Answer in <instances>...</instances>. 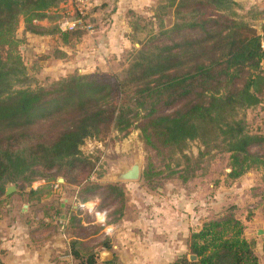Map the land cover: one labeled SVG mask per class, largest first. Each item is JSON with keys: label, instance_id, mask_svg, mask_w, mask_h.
Returning a JSON list of instances; mask_svg holds the SVG:
<instances>
[{"label": "trees", "instance_id": "16d2710c", "mask_svg": "<svg viewBox=\"0 0 264 264\" xmlns=\"http://www.w3.org/2000/svg\"><path fill=\"white\" fill-rule=\"evenodd\" d=\"M236 1L160 0L153 16L158 33L145 45L136 43L140 48L121 76L75 73L41 87L21 56L19 25L62 46L86 30L59 28L71 0H0V214L8 186L39 201L44 190L27 189L39 179L62 178L61 188L83 201L101 197L117 222L126 193L118 183L92 182L95 163L81 150L88 140L104 141L114 132H139L147 155L140 180L149 188L167 181L187 185L213 152L228 155V180L260 171L264 184V132L247 121L248 112L264 109V26L259 35L255 24L264 12L251 9L248 21ZM102 3L90 9L94 29ZM131 27L132 35L140 28ZM194 142L200 146L196 158L187 154ZM49 210L60 219V206L52 202L46 216ZM234 210L193 232L188 247L197 260L184 257L177 264H259L257 243L246 238ZM66 230L82 232L77 216ZM70 250L77 264H107L89 242L75 240Z\"/></svg>", "mask_w": 264, "mask_h": 264}, {"label": "crops", "instance_id": "0c3cea01", "mask_svg": "<svg viewBox=\"0 0 264 264\" xmlns=\"http://www.w3.org/2000/svg\"><path fill=\"white\" fill-rule=\"evenodd\" d=\"M100 2L107 6L96 13L98 17L107 7L110 8L109 0H99ZM133 2L136 0H113L114 8L111 9L110 19L103 23L108 26L104 40L108 43L109 52L115 53L118 50L113 46L115 42L124 45L121 39V36L125 35L127 25L124 11L130 9ZM257 2L259 5L252 9L264 12V0ZM96 19L98 25L104 21L97 17ZM263 20L264 15L261 21L255 23L262 24V31ZM121 27L124 28L123 32ZM52 183L46 180L38 181L27 189L44 190L45 195L39 201L27 200L18 194L17 188L6 196L0 214V261L3 264H66L63 257L71 253L69 246L75 240L89 242L99 254L101 263L177 264L184 257L189 259L191 254L188 240L191 234L200 231L203 223L207 221L204 212L194 210L191 199L196 197L197 193L188 195L185 188L176 191L180 186H187L178 181H169L165 194L146 189L141 190L142 195L137 194L134 187H137L139 182L117 181L126 193V210L117 222L112 221V214L108 215L106 225L105 216H91L75 208L73 202L76 193L66 198L64 191L67 188L63 187L60 193H56L52 189ZM52 202L60 206L59 224L55 210H49L47 216L45 214ZM71 216H77L80 220L82 232H67L66 226ZM100 226L101 229L94 232V229ZM259 231L264 235V228L257 229V235ZM250 237L246 238L253 240ZM106 253L107 259L103 260L102 256ZM256 253L259 264H264V242L257 243Z\"/></svg>", "mask_w": 264, "mask_h": 264}, {"label": "rangeland", "instance_id": "374dc122", "mask_svg": "<svg viewBox=\"0 0 264 264\" xmlns=\"http://www.w3.org/2000/svg\"><path fill=\"white\" fill-rule=\"evenodd\" d=\"M159 1L136 0L130 4V9L124 11L125 22L127 23V25L125 24V35L121 36L124 45L121 46V42L113 43V46L118 49L115 53L114 51L109 52V48H107L108 43L104 37L107 36L108 26L103 24L107 23V19H110L111 9L114 8L113 0H109L110 8L107 7V10L105 9L104 13L101 14L102 16L96 15L98 19L104 20L101 25L86 31L81 38L71 37L69 45L62 46L59 41L56 42L53 38L29 34L25 31L24 25L20 24L17 36L24 40V44L20 47V53L29 75L34 77L37 86L41 87H48L50 84L75 73L79 75L121 76L128 68L135 50L140 48V45L136 43L140 41L141 44L145 45L152 41L155 34L158 33L157 20L153 16ZM236 2L238 14L248 21L250 20L248 14L251 9L255 5H259L257 0H237ZM166 20L170 22L169 17ZM151 22L155 25L151 26ZM131 24L140 27L134 31L133 35L131 34ZM121 30L123 32L124 28L121 27ZM130 36L135 37L134 41L129 39ZM247 121L251 130L264 132V109L259 108L248 112ZM81 150L95 163V169L90 180L102 186L116 183V175L121 171L130 169L134 164H139L141 167V179L147 162V155L137 130H132L127 135L114 132L104 141L88 140ZM199 150V144L194 142L190 144L187 154L196 158L199 155ZM229 172L228 155L213 152L203 158L197 172V178L194 181L188 183L186 187L177 186L178 188L175 187V189L181 191L180 189L185 188L184 190L188 195L197 193L196 197L191 199L194 210L195 212L200 210L204 212L207 215V220L217 218L234 208V214L245 226V236H251L250 238L256 243H262L264 242V235L256 234L257 229L262 230L264 228V203L261 201L264 195L262 172L252 171L235 182L227 179ZM52 174L55 175L56 173L52 172ZM140 179L135 181L139 182V185L134 186L139 195H142L141 190L147 189L151 192L155 190L157 193L165 194L168 189L167 183L169 181L163 182L160 186L157 184L155 188H149L141 183ZM60 184L62 183L60 182ZM64 192L66 198H70L72 195L70 190ZM94 200L100 202L98 213L101 215L106 213V225L107 204L106 206L103 205L101 197L96 196L85 202ZM37 210L39 209H33V211ZM255 221L256 223H254ZM57 224H59V217H57ZM100 229L101 226L95 228L96 231Z\"/></svg>", "mask_w": 264, "mask_h": 264}, {"label": "built area", "instance_id": "2783aa9c", "mask_svg": "<svg viewBox=\"0 0 264 264\" xmlns=\"http://www.w3.org/2000/svg\"><path fill=\"white\" fill-rule=\"evenodd\" d=\"M96 2L97 0H71L70 10L63 13L62 19L58 22L59 28L63 32H72L77 28H82L86 31L92 30L93 27L89 23V18L91 16L90 9L94 4H96ZM38 181H45V179H39ZM52 189L56 193L61 192V184L59 180L52 183ZM99 204L100 202L98 200L91 202L81 201L77 194H75L73 202L76 209L91 216L101 215L98 213ZM108 215L109 212L107 211V216ZM102 216H106V213H103ZM63 259L66 261V264H77L71 253L68 256L63 257Z\"/></svg>", "mask_w": 264, "mask_h": 264}, {"label": "water", "instance_id": "95a60500", "mask_svg": "<svg viewBox=\"0 0 264 264\" xmlns=\"http://www.w3.org/2000/svg\"><path fill=\"white\" fill-rule=\"evenodd\" d=\"M257 33L259 35H261L262 33V24L261 23H257ZM263 66H264V62H263ZM140 174H141V167L139 164H134L130 169L128 170H125V171H121L118 175H116V179L117 181H120V182H135V181H138L140 179ZM59 181L61 183L64 182V180L62 178L59 179ZM16 190V187L13 185V186H8L7 188V191H6V196H9L13 191ZM263 232L262 231H259V235H262ZM102 259L103 260H106L107 259V253L104 254L102 256ZM189 260L194 262L197 260V257L194 256V255H191L189 257Z\"/></svg>", "mask_w": 264, "mask_h": 264}]
</instances>
